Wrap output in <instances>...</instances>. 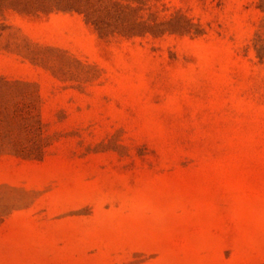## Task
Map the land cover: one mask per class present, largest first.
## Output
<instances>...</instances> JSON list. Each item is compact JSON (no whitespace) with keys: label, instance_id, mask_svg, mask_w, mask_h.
Returning a JSON list of instances; mask_svg holds the SVG:
<instances>
[{"label":"rangeland","instance_id":"rangeland-1","mask_svg":"<svg viewBox=\"0 0 264 264\" xmlns=\"http://www.w3.org/2000/svg\"><path fill=\"white\" fill-rule=\"evenodd\" d=\"M0 264H264V0H0Z\"/></svg>","mask_w":264,"mask_h":264}]
</instances>
